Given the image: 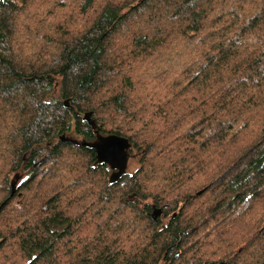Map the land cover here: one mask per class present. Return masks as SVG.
Instances as JSON below:
<instances>
[{"label": "trees", "instance_id": "16d2710c", "mask_svg": "<svg viewBox=\"0 0 264 264\" xmlns=\"http://www.w3.org/2000/svg\"><path fill=\"white\" fill-rule=\"evenodd\" d=\"M0 264H264V0H0Z\"/></svg>", "mask_w": 264, "mask_h": 264}, {"label": "water", "instance_id": "95a60500", "mask_svg": "<svg viewBox=\"0 0 264 264\" xmlns=\"http://www.w3.org/2000/svg\"><path fill=\"white\" fill-rule=\"evenodd\" d=\"M67 103L68 102H66V104ZM91 117V113L86 114L84 116V121H86L94 130L96 136L94 141L77 140L66 136H62L61 140L66 143H72L75 146H82L93 150L96 155L97 163L107 165L112 170L109 181L110 183L115 184L128 172L132 145L130 141L124 137L118 135H102ZM15 178V181L11 184L12 194L15 193L19 176H16ZM161 214L162 210H155L153 213L154 219Z\"/></svg>", "mask_w": 264, "mask_h": 264}, {"label": "rangeland", "instance_id": "374dc122", "mask_svg": "<svg viewBox=\"0 0 264 264\" xmlns=\"http://www.w3.org/2000/svg\"><path fill=\"white\" fill-rule=\"evenodd\" d=\"M51 11H53V9L50 7L44 8V9H41L39 11L38 16L37 15L32 16V18L37 17V22H36V19H35V22L38 23V27H37V30L35 32L29 33L30 31H28V29H27V25H29V23L31 21L30 17L32 14H26L25 13L24 14L25 18L23 19L24 21L19 23L20 25H22L21 27H23L21 30L22 35L20 36V38H22V41L24 40L26 42V44L28 42V47L30 48L29 54L36 55L38 50L40 52V48L37 49L38 46H41V43L43 42L42 36L40 34V30L42 29V32H44L45 29L47 28V24L49 22V19H51L53 17V16H51ZM24 22H26L25 25H23ZM72 136H73L72 138H76L74 135H72ZM77 139H79V138H77ZM79 140H81V139H79ZM134 161L135 160L130 161L129 168H128L129 172H132V173L139 167V161L138 160L136 162H134ZM169 213H173V212H169ZM176 213H178V210Z\"/></svg>", "mask_w": 264, "mask_h": 264}]
</instances>
